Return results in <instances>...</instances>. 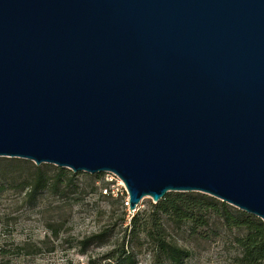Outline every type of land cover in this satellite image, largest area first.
I'll use <instances>...</instances> for the list:
<instances>
[{
  "label": "water",
  "instance_id": "95a60500",
  "mask_svg": "<svg viewBox=\"0 0 264 264\" xmlns=\"http://www.w3.org/2000/svg\"><path fill=\"white\" fill-rule=\"evenodd\" d=\"M0 158L264 222V0H0Z\"/></svg>",
  "mask_w": 264,
  "mask_h": 264
},
{
  "label": "trees",
  "instance_id": "16d2710c",
  "mask_svg": "<svg viewBox=\"0 0 264 264\" xmlns=\"http://www.w3.org/2000/svg\"><path fill=\"white\" fill-rule=\"evenodd\" d=\"M79 176L52 165L0 158V195L18 188L30 205L47 194L67 200L80 190ZM91 177L95 184L103 174ZM108 196L114 199L112 193ZM127 210L125 207L120 224L80 240L79 253L86 255L92 247L106 248V264H141L139 256L146 251L151 264H188L193 242L216 238L232 250L229 264H264V222L211 196L169 193L134 214ZM18 251L22 253V248Z\"/></svg>",
  "mask_w": 264,
  "mask_h": 264
},
{
  "label": "rangeland",
  "instance_id": "374dc122",
  "mask_svg": "<svg viewBox=\"0 0 264 264\" xmlns=\"http://www.w3.org/2000/svg\"><path fill=\"white\" fill-rule=\"evenodd\" d=\"M91 176L81 173L80 190L67 200L47 194L30 205L18 188L2 193L0 264H106V248L92 247L82 255L77 243L104 227L120 224L129 195L114 175L104 173L95 184ZM95 185L97 190H93ZM110 193L114 199L109 198ZM152 203L151 198H145L139 208ZM127 211L131 214L129 208ZM190 246L193 257L188 264H229L232 250L222 240L199 239ZM139 260L151 264L146 251Z\"/></svg>",
  "mask_w": 264,
  "mask_h": 264
},
{
  "label": "built area",
  "instance_id": "2783aa9c",
  "mask_svg": "<svg viewBox=\"0 0 264 264\" xmlns=\"http://www.w3.org/2000/svg\"><path fill=\"white\" fill-rule=\"evenodd\" d=\"M116 177V176H115ZM117 178V177H116ZM126 207L129 208V198L127 200V202L125 203Z\"/></svg>",
  "mask_w": 264,
  "mask_h": 264
}]
</instances>
